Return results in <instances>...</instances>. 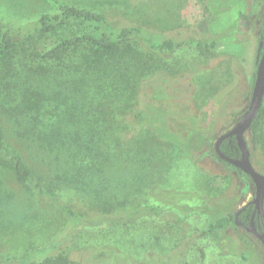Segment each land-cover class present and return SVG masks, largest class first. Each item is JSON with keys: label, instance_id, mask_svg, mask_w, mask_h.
<instances>
[{"label": "rangeland", "instance_id": "rangeland-1", "mask_svg": "<svg viewBox=\"0 0 264 264\" xmlns=\"http://www.w3.org/2000/svg\"><path fill=\"white\" fill-rule=\"evenodd\" d=\"M60 1L103 13L116 26H139L163 36L188 28L189 36L220 41L231 56L185 46L173 53L153 51V60H143L148 68L144 64L138 66L143 63L139 58L107 62L100 72L104 91L92 95L84 106L87 114L80 109L81 102L76 109L87 123L93 121L98 128L103 125L109 128L110 123L116 134L110 135L109 128L107 138H101L91 130L92 139L81 137V145L77 146L80 155L72 160L64 158L63 149L56 148L49 134L43 141L44 156L28 147L33 138L25 135V131H31L34 125L31 95L39 84L47 86L43 84L44 76L41 79L33 75L27 64L17 59L9 67L0 63V143L18 156L26 169L56 188L63 201L97 219L106 210L109 218L116 221V210L136 205L163 210L157 217L81 227L49 256L63 252L82 264H97L89 260L91 255L111 258L113 264H264L260 243L241 228L228 227L212 235L204 233L215 218L234 212L253 196L250 179L219 160L212 146L248 105L261 40L258 24L264 19L261 0ZM54 12L48 0H0V22L8 26L24 25ZM243 15L249 17L251 24L245 22ZM75 60L78 62L76 57ZM69 61L73 63L72 57ZM153 71L161 73L170 86L177 85L175 90H180L169 102L177 104L181 113L195 117V125L180 121L159 128L161 139H172L173 130L180 132L182 151L171 144H161L155 151L147 143L152 130L133 122L134 111L143 108L147 79L140 85L138 104L132 112L127 104L115 107L118 92L126 93L125 85L130 96L135 79L141 76L140 81ZM173 80H178L177 84ZM160 85L154 84L152 92L156 100L163 101L166 96ZM55 104L61 106V101ZM73 118L68 119L65 112L60 122H72ZM80 122L77 118L68 125L89 131ZM245 139L252 165L264 174V116L254 140L251 130L245 133ZM151 153L154 159L147 158ZM106 164L108 168L104 171ZM89 165L100 171L79 173ZM65 229L66 219L61 211L20 182L13 167L0 160V257L22 258Z\"/></svg>", "mask_w": 264, "mask_h": 264}, {"label": "trees", "instance_id": "trees-1", "mask_svg": "<svg viewBox=\"0 0 264 264\" xmlns=\"http://www.w3.org/2000/svg\"><path fill=\"white\" fill-rule=\"evenodd\" d=\"M48 1L55 8L53 14L43 15L35 21L20 26H8L0 22V63L8 64L9 67L11 61L20 60L24 65L27 64L29 69L32 70L33 75H39L41 79L44 76L45 81L43 84L47 85L42 86L37 82L39 86L31 95L34 109V114L31 115L34 125L31 131H25V135L33 138L28 147L36 150L35 154L42 153L44 156L43 148L45 145L43 141L47 134H49V138L56 142V148L63 149L64 158H67V160L76 159L80 155L77 148L79 140L81 137L87 136V141H90L92 139L90 132L94 131L101 138H107V131L110 128V135L113 134L115 136L116 128L111 127L110 123L109 128L105 125L98 128L93 121H88V125L84 116L76 109L81 102L80 109L83 114H87L88 109H84V106L88 105V101L92 99V95L104 91V85L100 84V80L102 79L100 72L102 71L101 68L108 64L107 62L124 58L133 60H138L139 58L142 61L144 58L145 60H153V51L173 53L185 46L197 50L204 49L206 52H224L228 54L223 50V46L219 44L221 43L220 41H203L189 36L187 32L188 28H179L168 36H163L149 32L147 29L139 26H116L105 14L91 9L74 6L60 0ZM261 3L264 6L263 0H261ZM242 17L247 24H251L248 16L243 15ZM258 36L260 39L264 37V19L258 24ZM145 54H148V56H145ZM228 55L231 56L230 54ZM71 57L73 63L70 64L69 59ZM75 57L78 62L75 60ZM144 62L138 64V66L143 67ZM59 67L61 69L57 70ZM145 67L148 68L147 65ZM140 77L138 76L135 79L130 96L127 93L128 85H125V94L121 91L118 92L115 103L116 109L122 108L127 104V109L132 112V108L138 104L140 85L147 79V84L143 89V93H146L142 100L143 108L134 111L133 117L135 121L133 122L138 127L146 125L148 129L152 130V135L150 134L147 143L148 146L152 145L151 147L156 149L155 151L159 149V145L161 144L168 146L171 144L174 148H179L182 151V142L180 141H183V139L180 132L173 130L171 131L172 139H161V130L159 129L180 121L195 125L196 120L193 115L181 113L177 108V104L175 106L169 102L173 94H176V91L180 93V90H175L177 85L170 86L167 78L161 73L154 74L153 71L149 76L139 81ZM177 81L173 80L171 82L177 84ZM161 82L167 84L164 86ZM154 84H161L160 86L164 88L166 99L164 98L163 101H158L154 98L153 94L155 93L152 92ZM147 86L149 87L148 90L145 89ZM57 99L61 101L63 110L61 106L55 104L56 101H59ZM68 106H70L69 110L65 111ZM176 109L177 112L175 111ZM65 112H67L68 119L70 116L74 117L72 122L80 118L82 120L80 123L89 127V131L82 126L77 127L75 124L69 126L68 124L72 122H60V116H64ZM263 116L264 101L249 129L252 132V140L255 138ZM196 132H199V130ZM165 134H167V131ZM35 139H37L38 144L35 142ZM137 143L139 145L143 144V142ZM220 149L225 155L232 158L239 155L234 138H231L230 142H228V139L224 140L221 143ZM104 151L105 149L102 148V154ZM213 154L215 155L214 151ZM112 156H115V154L112 153ZM147 158L154 159V153H151ZM0 160L3 163L10 164L20 182L25 183L45 197L53 206L61 211L66 219V229L46 245L39 249L30 250L24 257L19 259H3L0 257V264H82L79 261L71 260L63 252H58L53 256H49V254L61 248L81 227L98 226L101 223L115 225L123 221H135L142 216L157 217L163 212L157 206L136 205L130 207L128 210H123V208L116 210L115 213L118 216L116 221H112L109 218L106 210L102 211L104 216L101 219H97L94 215L89 216L88 212L76 210L72 205L63 201L56 193V188L54 189L51 185L45 184L43 179L26 169L22 165L21 159L7 151L1 143ZM222 162L225 163L224 161ZM225 164L234 168L228 163ZM92 166L94 165L92 164ZM92 166H86L79 173L84 172L87 174V172L92 170L94 172L100 171L97 167L93 168ZM107 168L108 164L105 165L104 171ZM250 212L251 206L246 207L240 214L239 220L247 224ZM233 213L227 212L215 218L208 224L204 233L212 235L228 227H236L234 225ZM261 248L264 253V247L261 246ZM94 256L91 255L89 260H94L97 264H113L111 258H98ZM239 257L244 261L246 260L242 255Z\"/></svg>", "mask_w": 264, "mask_h": 264}, {"label": "water", "instance_id": "water-1", "mask_svg": "<svg viewBox=\"0 0 264 264\" xmlns=\"http://www.w3.org/2000/svg\"><path fill=\"white\" fill-rule=\"evenodd\" d=\"M255 56L256 68L248 105L235 123L216 137L213 143V151L219 160L230 164L250 179L253 185V196L234 211V225L243 227L245 232L251 234L264 247V174L257 171L252 165L250 151L245 139V133L250 129L264 99V37L258 43ZM231 138H234L236 147L239 150V155L235 158L225 155L220 149L221 143L226 139L230 142ZM250 205L252 206V217L249 223L245 225L239 220L238 216ZM254 216L261 219V231H258L255 226Z\"/></svg>", "mask_w": 264, "mask_h": 264}, {"label": "flooded vegetation", "instance_id": "flooded-vegetation-1", "mask_svg": "<svg viewBox=\"0 0 264 264\" xmlns=\"http://www.w3.org/2000/svg\"><path fill=\"white\" fill-rule=\"evenodd\" d=\"M229 142V141H228ZM251 206V205H250ZM242 213V212H241ZM240 213V214H241ZM240 214H239V216H240ZM239 216H238V218H239ZM251 217H252V206H251V212H250V217H249V221H250V219H251ZM253 220H254V223H255V226L257 227V230L258 231H261V224H262V222H261V219H258L256 216H254V218H253ZM249 221H248V223H249ZM242 222V221H241ZM242 223H244V222H242ZM247 223V224H248ZM247 224H245V225H247ZM239 228H241L242 230H244L243 229V227H239ZM245 231V230H244ZM247 233V232H246ZM248 234V233H247ZM249 235H251V234H249ZM252 236V235H251ZM253 237V236H252Z\"/></svg>", "mask_w": 264, "mask_h": 264}]
</instances>
